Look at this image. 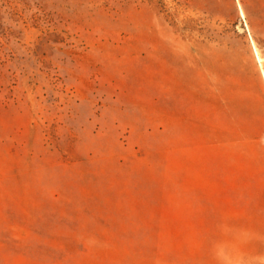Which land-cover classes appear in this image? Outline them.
Masks as SVG:
<instances>
[{
    "label": "rangeland",
    "instance_id": "1",
    "mask_svg": "<svg viewBox=\"0 0 264 264\" xmlns=\"http://www.w3.org/2000/svg\"><path fill=\"white\" fill-rule=\"evenodd\" d=\"M0 264H264V0H0Z\"/></svg>",
    "mask_w": 264,
    "mask_h": 264
}]
</instances>
